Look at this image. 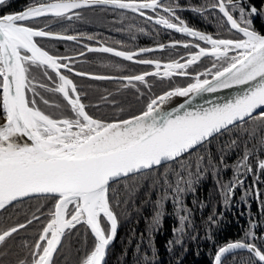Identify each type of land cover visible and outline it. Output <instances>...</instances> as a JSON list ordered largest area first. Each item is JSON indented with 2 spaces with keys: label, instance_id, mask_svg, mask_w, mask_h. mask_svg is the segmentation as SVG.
I'll use <instances>...</instances> for the list:
<instances>
[{
  "label": "snow or ice",
  "instance_id": "6c2138e0",
  "mask_svg": "<svg viewBox=\"0 0 264 264\" xmlns=\"http://www.w3.org/2000/svg\"><path fill=\"white\" fill-rule=\"evenodd\" d=\"M6 3L7 0H0V7ZM96 5L128 10L198 42L169 45L194 51L163 65L159 60L143 58L144 53L163 50V44L158 49L133 51L85 45L87 52L112 54L156 69L120 77L75 71L71 66L74 57L50 54L38 44L37 38L79 42L77 35L47 30V24L32 25L43 17L79 19V10ZM181 9L178 0H35L19 12L0 14V214L10 209L23 211L22 206L33 199L51 202L47 222L34 241L19 245L26 255L15 251L16 246L10 241L34 221L39 222L40 216L33 212L29 218L25 213V221L7 227L0 221V264L9 257L7 264H56L65 251L67 236L77 225L86 226L92 237L79 264H107L106 257L119 227L116 209L132 200L143 182H150L152 187L159 185L162 194L152 221L154 230H158L169 192L171 202L182 206L183 195L195 191L194 184L205 172L218 174L220 167L228 169L223 155L215 162L198 154V150L237 129L246 134L252 145L244 142L243 154L235 164L236 174L227 184L220 185L225 206L236 188L244 185L241 174H251L260 182L264 159L255 157L257 152L264 154V33L255 27V20H264V0L260 7L251 0H205L202 6L190 8L198 14H221L220 27L226 24L227 30L240 34V38L214 37L195 30L178 15ZM205 57L214 58L211 67L194 76L187 71ZM161 67L166 69L162 78L179 75L192 76L193 80L186 87H175L150 98L140 114L118 120L90 114L91 105L83 102L87 93L78 90L64 71L93 80L119 79L125 82V88L140 93L137 85H147L149 76H161ZM236 87L244 90L223 103L209 101L210 107L184 111L181 110L185 105L181 104L174 111L163 110L173 97L195 98ZM239 143L232 139L228 147ZM253 193L257 199L260 197L258 187L253 188ZM248 195L244 191L241 199ZM42 207L38 204L36 210ZM261 211L264 212V203ZM188 219L187 215L179 217V233L185 231ZM209 221L216 223L213 217ZM255 227L251 225L243 239L220 246L214 264H226L227 256L236 250L249 253L239 264H264V236L259 237L258 246Z\"/></svg>",
  "mask_w": 264,
  "mask_h": 264
},
{
  "label": "trees",
  "instance_id": "16d2710c",
  "mask_svg": "<svg viewBox=\"0 0 264 264\" xmlns=\"http://www.w3.org/2000/svg\"><path fill=\"white\" fill-rule=\"evenodd\" d=\"M34 2L35 0H8L0 7V14L19 12ZM178 2L182 5L178 15L195 30L214 37L219 35L221 38H240V34L235 31L229 32L226 24L223 28L220 27L223 23L221 14L217 12L198 14L190 10L193 6H202L205 0H178ZM251 2L257 7L261 6V0H251ZM79 11L81 13L79 19L43 17L38 24L32 25L44 27L47 24V30L80 37L79 42L37 38L38 44L50 54L74 57L71 66L75 71L114 77L156 71L153 65L137 64L107 53L87 52L85 45L92 47L105 45L115 47L117 50L133 51L140 48L158 49V46L163 44L166 46L163 50L143 54V58L159 60L163 65L179 60L182 56L186 57L189 52L194 51L180 46L171 48L168 47L169 45L174 42H198L186 34L148 22L128 10L91 7ZM234 15L238 18V14ZM255 27L264 33V20L257 18ZM141 28L144 29L143 32L138 31ZM87 36H93L94 39L90 41ZM201 46L204 45L201 43ZM81 51L84 52L82 56L79 55ZM213 61L212 57L203 58L198 64L190 66L187 71L194 76L211 67ZM65 73L77 84L78 90L87 93L83 102L91 105L88 108L90 114L105 120L125 119L138 115L150 98L175 87H185L193 80L192 76L175 75L171 78H162V74L159 77L149 76L146 78L147 85H137L140 93H143L141 95L134 88H125L123 86L125 82L119 79L93 80L75 76L74 73L66 71ZM102 97H106L107 100ZM232 139H237L240 143L237 147L229 148ZM244 142L251 147L252 141L247 140L246 134L237 129L214 138L198 150V154L215 162H219V158L223 155L224 163L229 167L227 170L220 167L218 174L212 170L205 172L194 184L195 191L183 195L182 206L171 202L172 194L169 192V200L165 202L163 218L158 230H154L152 221L158 210L157 201L160 199L162 189L159 185L152 187L150 182H143L133 199L116 209L119 215L118 235L110 248L107 264H213L218 248L228 242L243 239L244 234L253 224L256 226L254 230L258 237L255 242L259 246L261 244L259 237L264 236V212L261 211V205L264 203V175H261L260 182H257L253 175L241 174V179H244L245 183L242 187L236 188L227 206L219 190L221 184H227L236 174L235 164L243 154ZM255 159H264V154L257 152ZM257 174H259L258 169ZM256 187L260 191L258 199L253 193V188ZM246 190L249 195L241 199ZM38 204L43 205L40 211L36 210ZM22 208L23 211L10 209L0 214V221L2 226L7 227L25 221V213H28L29 218L33 212L40 216L39 222L34 221L28 229L22 230L14 240L10 241L16 246L15 251L26 255V251H21L19 245L23 241L29 243L34 241L38 231L47 222L51 202L43 198L33 199L25 203ZM181 208L184 210L182 211ZM181 215L189 217L182 234L177 231L181 227L179 220ZM209 217H213L216 223H210ZM91 243L92 237L88 235L86 226L77 225V229L72 230V234L67 236L65 251L57 258L56 264H79L80 258ZM248 257L249 253L246 252L234 253L227 257L226 264H239V261ZM10 258H5V264Z\"/></svg>",
  "mask_w": 264,
  "mask_h": 264
},
{
  "label": "water",
  "instance_id": "95a60500",
  "mask_svg": "<svg viewBox=\"0 0 264 264\" xmlns=\"http://www.w3.org/2000/svg\"><path fill=\"white\" fill-rule=\"evenodd\" d=\"M93 7H109V6L96 5ZM109 8H111V7H109ZM110 55H112V54H110ZM165 70L166 69L161 67L160 72L162 73ZM64 71H66V70H64ZM243 90L244 89L242 87H236V88H231V89H222V90L215 92V93H202L199 96H195V98H192L191 96L190 97H173V98H171V100L169 102H167L165 105H163V110L166 112L174 111L181 104L185 105V109H182L181 111L193 110V109H197L199 107H210L211 105L208 103L209 101H211L213 103H223L226 100H230L234 96L240 94ZM117 235H118V233H117ZM116 240H117V237H116ZM109 252H110V250H109ZM109 252H108V255H109ZM238 252H247V251L246 250H236L234 253H238ZM234 253H232V254H234ZM108 255H107V257H108ZM229 255H231V254H229ZM107 257H106V260H107Z\"/></svg>",
  "mask_w": 264,
  "mask_h": 264
},
{
  "label": "rangeland",
  "instance_id": "374dc122",
  "mask_svg": "<svg viewBox=\"0 0 264 264\" xmlns=\"http://www.w3.org/2000/svg\"><path fill=\"white\" fill-rule=\"evenodd\" d=\"M8 1V0H7ZM109 8V7H108ZM125 11V10H124ZM207 34V33H206ZM194 39V38H193ZM200 43H202L204 46H207V45H205L204 44V42H200ZM205 58H207V57H205ZM203 59V58H202ZM161 74H163V72L161 73ZM179 76V75H178ZM183 77H185V76H183ZM71 207V206H70ZM247 253V252H246ZM232 255V254H231ZM230 256V255H229ZM229 256H227V257H229Z\"/></svg>",
  "mask_w": 264,
  "mask_h": 264
}]
</instances>
